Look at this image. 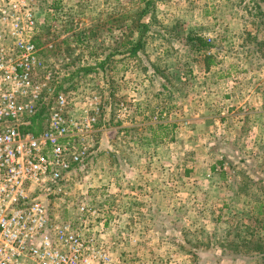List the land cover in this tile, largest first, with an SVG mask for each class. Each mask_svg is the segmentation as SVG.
I'll use <instances>...</instances> for the list:
<instances>
[{"label":"rangeland","instance_id":"374dc122","mask_svg":"<svg viewBox=\"0 0 264 264\" xmlns=\"http://www.w3.org/2000/svg\"><path fill=\"white\" fill-rule=\"evenodd\" d=\"M153 3L140 34L139 0H43L42 58L70 96L102 105L72 176L116 216V256L264 264V0Z\"/></svg>","mask_w":264,"mask_h":264},{"label":"built area","instance_id":"2783aa9c","mask_svg":"<svg viewBox=\"0 0 264 264\" xmlns=\"http://www.w3.org/2000/svg\"><path fill=\"white\" fill-rule=\"evenodd\" d=\"M42 4L0 0V264H137L114 255L116 217L72 176L93 153L102 105L59 88L36 42Z\"/></svg>","mask_w":264,"mask_h":264},{"label":"trees","instance_id":"16d2710c","mask_svg":"<svg viewBox=\"0 0 264 264\" xmlns=\"http://www.w3.org/2000/svg\"><path fill=\"white\" fill-rule=\"evenodd\" d=\"M140 3L143 4V8H142V11L139 15V18L135 24L136 28L138 31H140V34L143 33L144 31H146L147 29V26L146 24L141 21L142 17L149 11H152L153 9V0H139ZM50 8H52V6H50ZM197 41L199 42V46H205L206 44L201 42L200 38H197ZM37 43H39V41L36 40ZM129 43V49L128 51L131 53V54H135L136 52H138V50H140L142 48V44H141V36L137 35L135 38H132L128 41ZM206 65H210V63L212 62L213 58H211L210 56H207L206 58ZM208 67V66H207ZM59 88H62V83L60 82L59 83ZM159 130L161 129L162 131L164 129H167V127L169 126H174L172 124H157L156 125ZM261 222V229L264 231V219H260L259 220Z\"/></svg>","mask_w":264,"mask_h":264},{"label":"crops","instance_id":"0c3cea01","mask_svg":"<svg viewBox=\"0 0 264 264\" xmlns=\"http://www.w3.org/2000/svg\"><path fill=\"white\" fill-rule=\"evenodd\" d=\"M155 138H158V135L156 134L155 136H154ZM159 137H160V139L163 137V135H161V134H159ZM157 146H158V144L156 145V149H157ZM113 215H115V213H113ZM109 217H110V214H109ZM116 217V216H115ZM113 219V218H112ZM110 220H111V217H110ZM117 229H114V233H115V237L117 236V233L115 232Z\"/></svg>","mask_w":264,"mask_h":264}]
</instances>
